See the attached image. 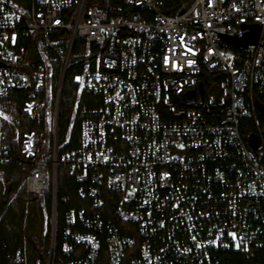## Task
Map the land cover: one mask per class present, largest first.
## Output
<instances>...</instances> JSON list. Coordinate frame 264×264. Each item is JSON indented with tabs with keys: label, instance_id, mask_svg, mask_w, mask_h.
<instances>
[{
	"label": "built area",
	"instance_id": "obj_1",
	"mask_svg": "<svg viewBox=\"0 0 264 264\" xmlns=\"http://www.w3.org/2000/svg\"><path fill=\"white\" fill-rule=\"evenodd\" d=\"M164 8L0 0V100L23 95L22 112L44 125L22 134L18 155L0 145V164L17 158L28 194L49 201L46 264H264V156L241 133L251 120L264 149V46L218 36L257 23L263 44L264 0ZM71 67L84 93L76 145L60 137ZM205 72L221 78L208 92ZM13 260L24 264L21 249Z\"/></svg>",
	"mask_w": 264,
	"mask_h": 264
},
{
	"label": "trees",
	"instance_id": "obj_2",
	"mask_svg": "<svg viewBox=\"0 0 264 264\" xmlns=\"http://www.w3.org/2000/svg\"><path fill=\"white\" fill-rule=\"evenodd\" d=\"M182 1L185 0H164V12L174 15ZM78 69L71 67L66 75L60 115V137L62 140L71 138L74 145L77 144L79 136L75 104L79 90L75 79ZM56 77L55 72L54 79ZM220 79L205 72L202 81L207 92L210 91L208 81H215L217 88ZM1 101L3 108L15 119V126L13 130L4 129L0 145L7 146L14 155H18L22 134L29 130L40 131L44 125L22 112L23 95L11 94ZM256 131L251 120L241 121V133L245 140ZM16 159L0 164V264H15L14 255L19 249L23 251L24 264H46L50 245V222L40 198L28 194L27 169ZM238 257L239 254L229 255V259L225 260L226 264H237Z\"/></svg>",
	"mask_w": 264,
	"mask_h": 264
},
{
	"label": "rangeland",
	"instance_id": "obj_3",
	"mask_svg": "<svg viewBox=\"0 0 264 264\" xmlns=\"http://www.w3.org/2000/svg\"><path fill=\"white\" fill-rule=\"evenodd\" d=\"M223 54L224 55H228L229 54V52L226 50V49H224L223 50ZM79 71V70H78ZM78 75H79V73L78 72H76L75 73V79H76V81L78 82ZM209 82H211V83H215V81H208V83ZM50 83V80L48 79V84ZM51 84V83H50ZM78 84H79V90H78V95H77V98H76V105L79 103V99L82 97V96H84V93H83V91H82V87H81V83L80 82H78ZM64 87H65V84H64ZM63 91H64V89H63ZM63 96V95H62ZM2 101L0 100V141H1V139H2V135H3V131H4V129L6 130V129H8V130H13V125H11L10 124V122H9V117H11V114L10 113H8L4 108H3V106L1 105L2 103H1ZM75 105V106H76ZM48 111L49 112H51V109L49 108L48 109ZM262 115V114H261ZM5 117H7V119H5ZM263 116H261V120H262V125L264 124V117L262 118ZM45 121H46V119H45ZM264 127V126H263ZM256 128V127H255ZM51 133H52V131H51V123H50V120H47V124H46V126H45V131H44V138H43V143H42V151L43 152H46L48 149H49V146H50V144H51ZM254 152L256 153V155L261 159L263 156H264V149H255L254 148ZM0 174H1V172H0ZM40 200H41V202H42V204H43V206H44V209H45V213H46V215H48V220H49V222H50V205H49V201H47V200H44V199H41L40 198Z\"/></svg>",
	"mask_w": 264,
	"mask_h": 264
},
{
	"label": "water",
	"instance_id": "obj_4",
	"mask_svg": "<svg viewBox=\"0 0 264 264\" xmlns=\"http://www.w3.org/2000/svg\"><path fill=\"white\" fill-rule=\"evenodd\" d=\"M241 27L242 29H249V31L245 32L243 36L240 37H238L237 35L230 36L218 32L217 33L218 36L221 38V40L225 41L228 45H232L237 48L245 47L247 45L264 46V42L263 44L259 43L260 32H261V26L259 24L254 23L252 25H247L245 23H242ZM199 87L201 93L204 94L203 84L201 83ZM257 106L261 112H264V105L258 103ZM249 143L255 149H258L261 146V140L257 134H252L250 136Z\"/></svg>",
	"mask_w": 264,
	"mask_h": 264
},
{
	"label": "snow or ice",
	"instance_id": "obj_5",
	"mask_svg": "<svg viewBox=\"0 0 264 264\" xmlns=\"http://www.w3.org/2000/svg\"><path fill=\"white\" fill-rule=\"evenodd\" d=\"M166 62H167V58H166ZM189 63H191V61H189ZM5 119H7V117H5Z\"/></svg>",
	"mask_w": 264,
	"mask_h": 264
}]
</instances>
